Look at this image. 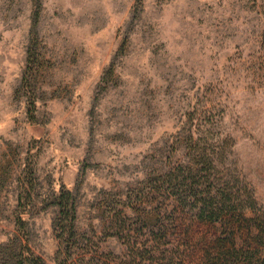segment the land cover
Listing matches in <instances>:
<instances>
[{
	"label": "rangeland",
	"instance_id": "1",
	"mask_svg": "<svg viewBox=\"0 0 264 264\" xmlns=\"http://www.w3.org/2000/svg\"><path fill=\"white\" fill-rule=\"evenodd\" d=\"M189 129L223 140L219 179L264 208V0H0V244L56 264L64 185L78 232L121 252L110 213L145 234L141 196L187 161ZM189 229L211 234H172Z\"/></svg>",
	"mask_w": 264,
	"mask_h": 264
},
{
	"label": "trees",
	"instance_id": "2",
	"mask_svg": "<svg viewBox=\"0 0 264 264\" xmlns=\"http://www.w3.org/2000/svg\"><path fill=\"white\" fill-rule=\"evenodd\" d=\"M27 62H36L30 51ZM30 106L29 118L34 120V102ZM198 136V130L189 129L184 139L187 161L160 172L141 196L157 200L156 214L141 219L145 234L135 232L138 222L120 210L110 213L111 235L122 244L117 254L104 253L94 238L78 232L74 193L62 185L52 201L57 208L56 264H264L263 206L251 188L236 185L232 178L219 179L218 167L226 152L223 140ZM17 221L24 230L25 224L20 218ZM186 221L198 228L206 226L211 234L197 238L191 229L172 234ZM0 264L46 262L16 237L0 244Z\"/></svg>",
	"mask_w": 264,
	"mask_h": 264
}]
</instances>
